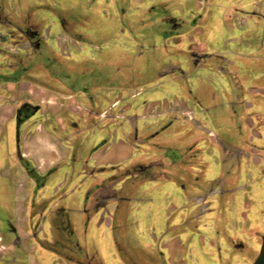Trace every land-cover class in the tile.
<instances>
[{"label":"crops","instance_id":"0c3cea01","mask_svg":"<svg viewBox=\"0 0 264 264\" xmlns=\"http://www.w3.org/2000/svg\"><path fill=\"white\" fill-rule=\"evenodd\" d=\"M103 1L97 0L99 3ZM119 1L121 8L116 7L113 12L117 22L108 31L115 39L120 59L136 57V62H139L138 58L145 53L175 58L173 62L158 64L160 66L155 69L153 82L148 86L121 85L105 100L99 97L95 101L97 106L104 105L103 108L116 103L118 122H125L131 131L125 133L126 140L119 141L117 151H113L107 141L93 146L89 158L94 161V169H115L120 165L130 168L140 164L133 160L138 137L137 120H150L154 124L161 121L163 127L160 130L178 123L185 127L191 125L206 133L208 138H215L211 129L224 132L222 125L228 124L231 138L235 139L229 146L231 149L225 150L231 155V169L234 163H246L249 165L245 175L247 181L256 175L264 178V18L261 16L264 0H228L224 6L215 0ZM0 9L6 18L3 23H7L2 0ZM215 9L222 12L220 19L212 18ZM57 16L58 21L52 20L51 26L41 34L51 51L47 54L50 64L45 68H30L16 78L9 79L14 67L5 65L9 62V44L8 37L1 34L0 29V75L5 77L0 80V141L3 139L4 124L15 121V111L21 103L35 107V115L19 127L18 151L19 156L41 176L52 171L56 158L62 159L71 152L67 142L57 135L58 131L65 130L64 118L71 121V117H76L85 122L87 118H90L89 122L96 119L98 123L90 126L94 134L99 123L108 120L101 119L99 111L91 109L92 101L85 92L63 81L65 78L61 74L69 71L70 59L77 54L75 48L83 43L84 38L75 30H70L71 21L66 14ZM18 23L21 25V21ZM51 27L57 29L53 47L48 44ZM217 27H224L226 36L215 32ZM66 33L70 34L67 36ZM222 37L225 38L220 42ZM56 65L58 67L52 69ZM34 71L43 74L41 81L30 75L38 73ZM141 71L138 66L133 69V73L138 75L142 74ZM142 97L143 115L126 116L133 101ZM2 110L9 113L3 114ZM117 125L114 135L123 127ZM157 134L144 138L151 139ZM188 151L190 154L198 152L193 146ZM10 161L21 182L17 186L23 183L27 187L25 191L17 189L11 197L0 195V264H125L127 256L122 252L123 247L116 241L107 244L105 236L122 233L127 224L135 227L137 234H149L151 229L152 232L155 229L154 221L148 223L144 216L117 217L114 210L106 209L110 200L98 193L101 185L94 193L93 202L104 203L94 210L79 212L85 233L98 235L99 242L90 247L77 243L67 252L65 245L62 247L48 240L52 234L59 232L58 216L48 204L44 206L47 203L44 197L46 182L38 190L21 169L16 159L15 142ZM151 163L164 166L161 159ZM237 179L231 177V195L240 189L232 188ZM127 180L130 179L124 177L116 182ZM218 183L224 186L225 181L218 179ZM204 185L206 187L207 182ZM30 186L35 189L34 195ZM200 197L201 204L204 203L207 209L203 213L211 212L212 209L208 208L214 200L202 194ZM175 204V208L180 206L176 201ZM62 212L63 217L66 216V211ZM123 218L127 222H123ZM148 219L152 220V217ZM64 223L73 233L71 222L64 220ZM142 245V249L148 250L156 243L149 241ZM160 248L168 251L169 258L184 250L183 245L173 240L162 243Z\"/></svg>","mask_w":264,"mask_h":264},{"label":"rangeland","instance_id":"374dc122","mask_svg":"<svg viewBox=\"0 0 264 264\" xmlns=\"http://www.w3.org/2000/svg\"><path fill=\"white\" fill-rule=\"evenodd\" d=\"M2 1L5 4L9 24L14 25L18 21L28 20L37 24L41 34L51 26L52 20H57V15L62 13L68 16L71 21L70 30L80 33L84 39L81 44L83 47L78 45L75 48L77 54H73L74 57L70 59L69 71L61 75L65 78L63 81L70 82L72 88H79L86 93L92 101L90 106L93 110H100L104 106L95 104L99 97L105 100L121 85L132 83L142 87L148 86L153 82L156 68L163 62L174 61V56L163 58L157 53L153 54L155 57L145 53L143 57L138 58L139 62H136V57L120 59L114 45L115 39L108 31L117 22L113 12L114 8L120 7L119 0H104L102 3L97 0ZM215 1L222 6L228 3V0ZM221 13L215 9L212 18L220 19ZM223 29L217 27L215 32L220 36H226ZM9 32L11 29L7 27L1 30L3 35ZM56 34L57 29L51 27L48 37L49 46L53 47L52 41L56 39ZM68 34L66 33L67 36ZM224 38L222 37L220 42ZM117 63L119 64L116 66ZM126 65L130 67L125 68ZM137 66L142 69L141 75L133 73V69ZM57 67V65L53 66L52 69L55 70ZM142 101L143 97L136 98L125 115H143ZM2 113L9 112L2 110ZM71 119L70 121L64 118L65 130L57 132L59 139L65 140L71 147V152L62 159H55L52 172L45 181L44 197L47 203L44 206L48 204L50 210L58 211V214L63 210L66 211L63 220L70 221L73 225V233L70 239L65 241L66 243L72 245L79 243L90 247L99 242L98 235L85 233L79 212L94 210L96 203L93 200L96 190L112 178L120 177L126 169V165H120L104 172L96 171L93 159L89 158L90 152L93 146L100 145L104 141L111 144L110 148L115 151L120 144L119 141L126 140L125 133L130 132L131 129H127V124L123 121L116 123L107 120L99 123L94 134L90 126L98 123L96 119L93 118L90 122V118H87L86 122L76 117ZM116 124L119 126L121 124L123 127H120L114 135ZM222 126L223 130L225 127L224 132L211 129L215 138H208L206 133L199 132L191 125L185 127L178 123L168 129L160 130L163 127L161 121L154 124L150 120H137L138 137L135 141L133 160L150 163L161 159L164 166L153 168L152 174H157L156 180L143 181L135 177L117 183L111 189L113 192L107 195L110 201L106 209L114 210L117 217L124 215L131 217L138 214L144 216L148 223L154 221L155 229L153 232L151 229L149 234H137L135 227L131 228L126 223L128 227L124 228L122 233L105 236L104 242L107 244L116 241L123 247L122 252L127 256L125 264H252L254 262L259 250L260 237L264 234V178L256 175L252 180L247 181L245 175L249 165L241 163L242 161L241 164L234 163L231 169V155L228 151L231 149L229 147L231 142L234 143L235 139L231 138L228 124ZM157 131L159 133L153 138L140 143V138ZM15 135L16 122L12 120L5 123L3 139L0 141V195L5 197L13 196L17 193V189L25 191L27 187L23 183L17 186L21 182L10 161L16 141ZM191 146L198 152L190 155L188 148ZM231 177L240 178L232 186L233 189H240L232 195ZM218 179L225 181L224 186L220 184L213 186ZM206 182L207 186L204 187ZM211 186L214 188V193L209 195L211 196L209 199L214 202L208 210L212 209V211L200 213L199 207L204 206V203H196L195 199L201 194L206 195ZM29 188H32L31 193L34 195L35 189L31 186ZM222 190L223 194H221ZM112 198L117 200L112 201ZM175 201L180 204L177 208ZM149 217H152V220H149ZM181 217H183L182 224ZM58 218L60 220L62 217ZM123 222L127 221L123 218ZM65 236L61 234L58 239L63 241ZM237 239L243 240L244 249H231L232 242H236ZM169 240L183 245V252L169 258L168 251L160 248L162 243ZM149 241L155 242L156 246L148 250L142 249V243Z\"/></svg>","mask_w":264,"mask_h":264},{"label":"flooded vegetation","instance_id":"af4514ba","mask_svg":"<svg viewBox=\"0 0 264 264\" xmlns=\"http://www.w3.org/2000/svg\"><path fill=\"white\" fill-rule=\"evenodd\" d=\"M255 13L256 12H254L253 14L255 15ZM261 16H262V18H264V11H262ZM5 19L6 18L4 17V12L2 9H0V29H3L5 27H7L8 29L9 28L11 29V32L6 33V36L8 37L7 41L9 44V50H8L9 51L8 52L9 62L6 63L5 65H6V67H14V70L11 73V75L9 76V79L10 78H16L19 76H23L25 74V71L29 70L30 68L38 67V66L45 68L46 65H49L51 59L49 57H47V54H50L51 51H50V48L47 46L46 42H44L45 36L41 35V33L39 32V29L37 28L38 27L37 24L31 23L28 20H26V21H21V25H19L18 22L15 23L14 25H11L8 22L3 23V20H5ZM24 61H27V62H24ZM34 72H38V71H34ZM32 74L35 78H37V79L39 78L40 81L43 78V74L40 72L32 73ZM4 79H5V77L0 75V80H4ZM116 105H117L116 103H113L111 105V107L102 108V109H100L101 111L97 110V111H99V115H100L101 119L104 118L105 120L108 119V120H111L113 122H118L119 114L115 111ZM36 112H37V109L28 103H21V105L16 109L15 115H14L15 116V122H16L15 145H16V159L19 162L21 169L25 172V174L28 176V178L31 179L35 183V187L39 190V189L43 188L45 181H46V177L48 175H50V173L52 171H49V173L42 175V176L39 175L36 172V170L27 161L23 160L19 156V151H18L19 142H20L19 127L26 120H28L29 118L34 116ZM93 116H94V113H93ZM96 117H98V116L96 115ZM17 118H20L22 120L19 125H17ZM157 133H158V131L154 134H157ZM143 140L147 141L148 139L147 138L140 139V143ZM157 165H158V163H157ZM160 166H161V164L159 166H154V164H152L150 162V163H140L139 165L132 166L130 168H126L125 172L120 177L115 178V179L112 178V180H109L110 183L109 182L108 183L110 185L105 186L103 184L101 186V189L99 187L98 189H100V190L98 193L100 194V196H103V197H106L107 199H109L107 195H109V194H111V192H113V190H111V189L114 187V185H117L116 181H118L120 178L128 177V179H132V178L138 177L143 181L144 180H152L157 176V174L155 172H154L155 174H152V171H154L153 168L154 167H160ZM96 171L104 172L105 170H96ZM214 185H219L218 181L214 182L213 186ZM213 193H214V188H212V186H211L208 189V192L205 196L208 197L209 195H212ZM199 200L201 203V197L200 196L195 199V202L199 203L198 202ZM103 203H104V201L97 202L95 204L96 205L95 208H98V206L103 204ZM200 207H199L200 213H203L206 208H205V206H203L201 208ZM62 213L63 212H61V214H58V211L54 212V214L56 216L62 217V218L60 220H58L59 219L58 217L56 218V220L59 221V228H58L59 232L56 234H52L50 236L49 241L52 242V244H60L62 247H64V245H65L66 246L65 249L67 250V252L68 251L70 252V250L73 248V245L71 243L68 244L65 241L70 239L69 237L72 235V233H71V230L67 227V224L64 223ZM61 234L66 235L63 241L59 240ZM263 237H264V234L261 235V237H260L259 250L261 247ZM243 243L244 242L242 239H237L236 242L235 241L232 242L231 249L242 250V249H244ZM259 250H258V253H259ZM257 256H258V254H257ZM257 256L255 257L254 261L256 260Z\"/></svg>","mask_w":264,"mask_h":264},{"label":"water","instance_id":"95a60500","mask_svg":"<svg viewBox=\"0 0 264 264\" xmlns=\"http://www.w3.org/2000/svg\"><path fill=\"white\" fill-rule=\"evenodd\" d=\"M253 264H264V237L262 239V243H261L258 256Z\"/></svg>","mask_w":264,"mask_h":264},{"label":"trees","instance_id":"16d2710c","mask_svg":"<svg viewBox=\"0 0 264 264\" xmlns=\"http://www.w3.org/2000/svg\"><path fill=\"white\" fill-rule=\"evenodd\" d=\"M21 119L20 118H17V125H19L21 123Z\"/></svg>","mask_w":264,"mask_h":264}]
</instances>
